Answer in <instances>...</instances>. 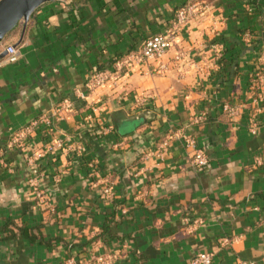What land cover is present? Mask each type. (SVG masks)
<instances>
[{
    "label": "crops",
    "instance_id": "obj_1",
    "mask_svg": "<svg viewBox=\"0 0 264 264\" xmlns=\"http://www.w3.org/2000/svg\"><path fill=\"white\" fill-rule=\"evenodd\" d=\"M190 4L162 60H129ZM7 46L18 60L0 61V264H190L203 252L264 264V0H58ZM100 71L113 80L87 91ZM65 100L53 128L19 136Z\"/></svg>",
    "mask_w": 264,
    "mask_h": 264
},
{
    "label": "built area",
    "instance_id": "obj_2",
    "mask_svg": "<svg viewBox=\"0 0 264 264\" xmlns=\"http://www.w3.org/2000/svg\"><path fill=\"white\" fill-rule=\"evenodd\" d=\"M197 14V10L194 4L188 5L185 9L178 11L175 14L174 22L172 28L169 32L164 34H158L152 36L141 44L138 51L131 54L129 56L130 61H134L136 63L139 62H153L162 60L168 50L171 48L173 40L176 34L181 32V29L186 26ZM2 47V46H1ZM7 54V61L9 63H15L18 60V53L17 50L13 46H7L4 50ZM113 78L111 77L110 73L107 71H100V72H92L84 86L87 91L95 90L101 86H103L106 82L112 81ZM262 80L264 81L263 77ZM134 104L140 108L144 107L146 103L145 98H138L135 100ZM72 106L71 101L65 100L61 103V105L52 110L50 115H41L36 119H33L19 134L20 137L24 138L31 134L34 129L39 126H43L45 128H53V124L57 120H62L64 118L65 112L69 110ZM222 111L229 114L235 115L236 109L229 107L228 105H224L222 107ZM201 121L200 117H196L194 119V123H198ZM109 131L103 130V134H108ZM188 145L193 147L194 155H193V164L195 167L199 169H204L208 165V160L203 154L200 149L195 147V143L192 139H186ZM59 146V143H57ZM71 152L74 154H80L81 148L80 146L74 147L71 149ZM160 157V155H159ZM105 193L108 194V190H105ZM212 261V254L210 253H199L197 254L190 262V264H211ZM239 264H248L245 262H241Z\"/></svg>",
    "mask_w": 264,
    "mask_h": 264
},
{
    "label": "water",
    "instance_id": "obj_3",
    "mask_svg": "<svg viewBox=\"0 0 264 264\" xmlns=\"http://www.w3.org/2000/svg\"><path fill=\"white\" fill-rule=\"evenodd\" d=\"M55 1L58 0H0V45L21 23L25 26L39 7ZM6 56V52L2 51L0 61Z\"/></svg>",
    "mask_w": 264,
    "mask_h": 264
},
{
    "label": "trees",
    "instance_id": "obj_4",
    "mask_svg": "<svg viewBox=\"0 0 264 264\" xmlns=\"http://www.w3.org/2000/svg\"><path fill=\"white\" fill-rule=\"evenodd\" d=\"M10 225L13 226V227H15L14 223H9V224H6V225L3 227V229H2V232L7 234V237H6L5 239H8V240L12 239V238L15 236L14 233L11 232V231L8 229V228L10 227ZM106 230H107V227L104 226V228H103V232H106ZM18 231L20 232V235L23 236V237H25V238H27V240H28L29 242L34 243V242L37 241V239H36L33 235L26 236L25 233H24V231H23V228H22V227H18ZM128 238H129V237H128ZM129 239H130V238H129ZM39 243H40V244H44V245L47 246V247L49 246L48 243H46L45 241H42L41 239H39ZM140 259H142V258L139 257V260H140Z\"/></svg>",
    "mask_w": 264,
    "mask_h": 264
},
{
    "label": "rangeland",
    "instance_id": "obj_5",
    "mask_svg": "<svg viewBox=\"0 0 264 264\" xmlns=\"http://www.w3.org/2000/svg\"><path fill=\"white\" fill-rule=\"evenodd\" d=\"M22 24V23H21ZM2 45H0V47H1Z\"/></svg>",
    "mask_w": 264,
    "mask_h": 264
}]
</instances>
